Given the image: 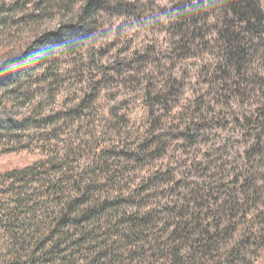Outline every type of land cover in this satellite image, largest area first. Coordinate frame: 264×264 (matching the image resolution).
Instances as JSON below:
<instances>
[{
	"label": "trees",
	"instance_id": "16d2710c",
	"mask_svg": "<svg viewBox=\"0 0 264 264\" xmlns=\"http://www.w3.org/2000/svg\"><path fill=\"white\" fill-rule=\"evenodd\" d=\"M162 1L0 0V264L258 263L262 0Z\"/></svg>",
	"mask_w": 264,
	"mask_h": 264
},
{
	"label": "rangeland",
	"instance_id": "374dc122",
	"mask_svg": "<svg viewBox=\"0 0 264 264\" xmlns=\"http://www.w3.org/2000/svg\"><path fill=\"white\" fill-rule=\"evenodd\" d=\"M132 1L133 2L136 1L139 3H143V4L144 3H150V4L156 3L159 7H163L166 5V2L162 1V0H132ZM262 8L264 10V0H262ZM142 11H144L146 13V15L148 14L149 16H151L152 20H151V18H148V19H150V21H152L153 23H156L155 12L157 11V9H155L154 6H150L147 9H143ZM125 22H128L127 24H125L126 26H130L133 24V18H129L127 16V19L121 18V19H118L116 21V23H118V24L125 23ZM152 25L153 24H151L149 26L147 25V26L150 28ZM140 31H141V29L139 27H136L133 25V28L129 29L128 33L132 34L134 32L138 33ZM25 32H26V30L24 31V33L19 34V36L16 35L15 38H10L6 35H0V65L2 64V60H3L2 58L5 54V52H7L10 49H13L15 51L17 46H18L17 42L20 39H22L23 37H25ZM19 37H21V38H19ZM162 39H163V36L160 35V36L155 38V41L162 43ZM253 67L257 68V65L255 64ZM192 83L195 84V82H192ZM199 84L200 83L197 82V84L195 86H197ZM215 135L219 136V138L217 139V143H223L222 136L219 133H217ZM240 142L241 143L237 146L236 145H234L233 147L231 145L229 146L232 154L235 153L234 158L238 157L237 156L238 151H243V149L246 148V145L248 143H251L247 139H242V140H240ZM34 146L35 145H32V147H30L28 149H20V148H18V145H15V143H14V145H9L4 140L3 144L0 145V173H5V172L12 170V169L24 167L27 164L42 158L41 153H39L36 149H34ZM194 149L196 150L195 154L187 152V155H189V156H185V158L183 160V162L185 164H188L191 161H193L195 163H201L202 162V159L198 156V155H200L199 154L200 149L199 148H194ZM181 170H183V169L181 168ZM257 264H264V253L261 254Z\"/></svg>",
	"mask_w": 264,
	"mask_h": 264
}]
</instances>
